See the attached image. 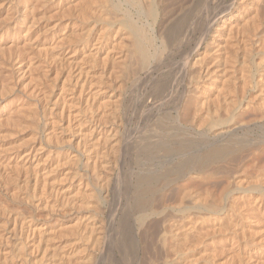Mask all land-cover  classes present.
<instances>
[{"label": "bare ground", "instance_id": "1", "mask_svg": "<svg viewBox=\"0 0 264 264\" xmlns=\"http://www.w3.org/2000/svg\"><path fill=\"white\" fill-rule=\"evenodd\" d=\"M257 130L264 0H0V264H264Z\"/></svg>", "mask_w": 264, "mask_h": 264}, {"label": "rangeland", "instance_id": "2", "mask_svg": "<svg viewBox=\"0 0 264 264\" xmlns=\"http://www.w3.org/2000/svg\"><path fill=\"white\" fill-rule=\"evenodd\" d=\"M177 58L179 59V58H181L180 56H177ZM262 130H257V131H253V133H252V136L251 135H249L248 137H246V136H243V137H245V138H243V139H247V140H244L243 142V144L245 145H249L250 143H253V142H255L254 141V137H258L257 136V134L259 135V133H262V134H264V131H262ZM253 137V138H252ZM248 138H251L250 140H248ZM240 140H242V138L240 139ZM248 141V144L247 143H245V142H247ZM252 141V142H251ZM240 142V141H239ZM252 145V144H251ZM254 146H256V145H254ZM248 147H250V148H248ZM248 148V149H247ZM255 148V147H254ZM248 150V151H245V150ZM197 151L199 152V155L201 156V155H203V152H205L206 151V146H205V144H203L202 142H199V144H197ZM243 151V152H242ZM242 151H239L238 153L239 154H237V155H239V158L242 160V158H243V160H244V157H242V156H246V155H248V156H246L247 158H245V160L243 161L242 160V162H241V160L238 158V156L236 157L235 156V158H234V160H232L234 163H232L231 165H229V169H231L233 166V168L232 169H234V171L233 170H230L231 172H229V174L228 175H226L225 176V178H223L222 179V177H221V180H220V182H219V180L218 179H220L219 177H217L216 178V180L220 183V184H222V185H219V183H218V185L219 186H221V187H217L218 189L217 190H221L224 186H225V184L227 183V181H236L237 179H240V178H243V177H245L246 176V174H248L249 173V175H250V173L252 174V173H257L258 172V170H260L261 169V167L262 166H264V152L261 154L260 152V154H258V153H256V152H258V151H254V149H253V146H245V147H243V149H242ZM244 151L246 152V153H244ZM251 151H253L254 153H256L257 155L255 156L258 160H259V157H261V159L259 160V161H257V159H256V161L255 160H253V159H255V157L251 160V157H253L255 154L253 153V152H251ZM252 153V155L251 154H249V153ZM241 153V154H240ZM242 154H244V155H242ZM261 155V156H260ZM259 156V157H258ZM236 158H238V159H236ZM247 159H248V161H247ZM251 160V164H252V167H250L249 166V162H250V160ZM245 161H247V162H245ZM252 161L254 162V163H252ZM262 162V164H260L261 162ZM236 163H238V164H236ZM240 163V164H239ZM245 163H249L248 165L247 164H245ZM221 163H219V164H217L216 166L218 167H222L221 165L223 164H221ZM250 164V165H251ZM255 164V165H254ZM204 164L202 163V166H203ZM236 165V166H235ZM240 165V166H239ZM258 165H261L260 167L258 166ZM239 166V167H238ZM248 166V167H247ZM257 167V169L255 168V167ZM255 169H254V168ZM259 167V168H258ZM250 168L253 170V172H252V170L251 171H249L250 170ZM247 169V170H246ZM245 170V171H244ZM256 170V171H255ZM233 171V172H232ZM244 171V172H243ZM247 172V173H246ZM242 174V175H241ZM231 175V176H230ZM241 175V176H240ZM252 175H254V174H252ZM229 176H230V178H229ZM240 176V177H239ZM224 177V176H223ZM229 178V179H228ZM234 178L236 179V180H234ZM216 180H215V183H216V185H217V182H216ZM217 185V186H218ZM232 189V190H231ZM231 189H229L228 190V192L227 193H225L224 194V199L225 200H227V201H229L231 198H230V196L232 197V195L233 196H238L240 193L239 192H237V190H235L236 188H234V187H232ZM233 191V192H232ZM235 192V193H234ZM236 194H238V195H236ZM5 197V196H4ZM3 197V195L0 193V202H8L9 203V201H7V199L6 198H4ZM229 199H227V198ZM3 199H5L4 201H3ZM113 200V199H112ZM113 202V201H112ZM11 204V207H15L14 206V204H12V203H10ZM111 205V204H110ZM24 206L26 207V205H23L21 208H24ZM28 209V208H27ZM27 209H25L24 208V210L27 212V213H29L28 211H29V209L27 210ZM70 211H68V209H66L65 210V213L63 214L62 212H64V210L62 211V212H52V213H49V212H45V211H35L36 212V216L37 215H39V214H43V212L45 213L44 215H39L40 216V218H38L39 216H37L36 218L37 219H39L40 221H44V222H46V223H51V224H53L54 222L56 223V221H58V220H60V219H74V218H76L77 216H85L86 214H88V213H84V212H86L85 210H83V212L82 211H80V213L79 212H76V211H74V210H72L71 211V209H69ZM74 211V212H73ZM42 212V213H41ZM67 212V213H66ZM69 212H72V213H69ZM54 213V214H53ZM56 213V214H55ZM76 213V214H75ZM30 214V213H29ZM62 214V215H61ZM66 214V215H65ZM69 214V215H68ZM74 214V215H73ZM78 214V215H77ZM47 215H49L48 217H47ZM52 215V216H51ZM64 215H65V218H64ZM51 216V217H50ZM76 216V217H75ZM59 217V218H58ZM70 217V218H69ZM44 219H47V220H49L50 219V221H47V220H44ZM42 221V222H43Z\"/></svg>", "mask_w": 264, "mask_h": 264}]
</instances>
